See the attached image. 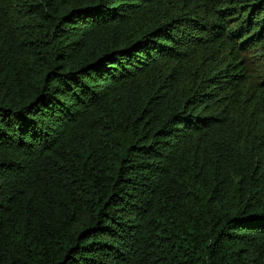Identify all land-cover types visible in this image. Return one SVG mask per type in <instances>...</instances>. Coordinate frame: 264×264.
<instances>
[{"label":"trees","instance_id":"16d2710c","mask_svg":"<svg viewBox=\"0 0 264 264\" xmlns=\"http://www.w3.org/2000/svg\"><path fill=\"white\" fill-rule=\"evenodd\" d=\"M0 264H264V0H0Z\"/></svg>","mask_w":264,"mask_h":264}]
</instances>
